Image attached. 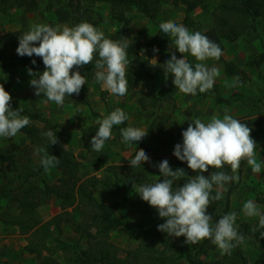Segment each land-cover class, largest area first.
Here are the masks:
<instances>
[{
  "label": "trees",
  "instance_id": "16d2710c",
  "mask_svg": "<svg viewBox=\"0 0 264 264\" xmlns=\"http://www.w3.org/2000/svg\"><path fill=\"white\" fill-rule=\"evenodd\" d=\"M164 0H75V3L68 5L72 14V26L80 22L91 23L98 29L101 21V15L95 10L98 4L107 5L108 17L116 24V30L113 33L105 34L106 38L114 41H124L125 38L129 43V48L126 50L128 57L132 58V64L128 68V92L123 97L115 96L116 98H124L128 96L138 85L147 80L157 79L164 74V63L170 57L162 56L159 61L152 63L148 58L144 57L141 52L153 51V48L161 50L164 47L172 45L170 37L166 36L159 29L160 22L158 16L161 11V6ZM208 0H182L184 7L183 24L187 28H191L194 23L190 18V14L198 7L205 4ZM16 5L17 8L24 9L26 13L35 11L37 4L36 0H0L1 11L5 14L7 10ZM132 11L137 13L147 21H149L157 32L149 41L142 43L138 39L129 41V28L134 19ZM264 20V0H218V5L212 12L213 28L217 37L228 43H235L241 37L248 33H255L257 30V22ZM6 45L13 46L16 50L18 47V38L13 35H7L4 38ZM36 63L33 65L32 60ZM189 63L195 64L193 58L186 56ZM215 62L223 66V73L226 78H239L238 83H246L250 77L246 69L259 70L264 64V54H261L257 59L248 61L245 68L238 67L232 62L224 60L222 57ZM32 69L34 72L42 73L45 70L42 59L33 55L19 56L17 53L0 59V69L4 71L5 82L3 87L11 95V87L16 78L17 68ZM77 70V69H74ZM80 74L85 76L86 84H91L95 79V60L92 64L85 65L78 69ZM170 79L158 88L156 96L148 94L147 96L138 99V106L146 111L148 108L155 109L163 104H171L175 108L174 95L177 90L172 84V75ZM33 77V76H32ZM36 78V77H33ZM215 103L218 105L228 104L229 100L222 98L217 86L209 90ZM86 88H82L79 95L73 94L70 97H65L64 104L78 106L88 105L85 98ZM12 97V96H11ZM47 101L46 97L41 94L34 96L32 102ZM20 108L22 116H28L30 121L43 122L45 126L40 129L36 126H26L20 130V133L30 142L33 149V157L28 152L24 161L19 167L17 175L8 179V183L0 189V199L8 203H12L18 211L16 216L0 214V222L16 227L19 232L26 236L27 245L24 250L28 255L36 259L42 258L44 254L49 256L60 252L66 264H123L119 257L120 249L109 243V236L112 232L124 229L136 236L147 238L154 237L157 241L156 248H147L144 243H140L137 248L126 253L125 264H264V238L259 236V233H253L251 230L258 223L250 224L241 222L237 228L238 233L245 237V242L236 248L232 249L231 254H223L220 259L207 261L208 256L215 252L217 246L210 240L205 239L197 245L185 243V237H171L167 233L157 230V226L165 222L164 219L158 216L157 211L134 191L135 186L150 185L157 182L158 179H150L145 173V167L132 168L129 165L111 167L107 170V176L99 180L95 177H90L82 172L83 166L68 152L62 150L57 144L49 145V140L43 133L50 131L48 128V120L44 119L40 111L32 112V104ZM263 102L260 100L259 104ZM11 107L18 109L16 102L11 101ZM251 129V137L257 140L259 133L249 124L243 122ZM120 129L125 128L126 121L119 125ZM162 135L171 137L170 126L163 127L162 124H153ZM97 127L81 128V136L78 140L80 148L89 150L91 148V138L95 135ZM113 130V129H112ZM173 143H171L172 145ZM137 150L143 149L150 158L156 156V151L143 146L139 142L135 143ZM38 148H46L50 155L58 157L59 164L54 168L60 174V187L51 189L48 185L42 183L45 170L40 165V157L42 154L37 152ZM135 155V154H134ZM16 154L10 149L0 152V164L11 165L17 162ZM167 159L172 170L177 168L184 169L186 178L195 175L191 169L187 167V163L178 160L177 158H161L159 161ZM247 164L242 161L239 170ZM223 171L231 174L228 166H225ZM215 169L209 168L207 172L202 173L208 176ZM189 176V177H188ZM40 182L43 186H40ZM182 182H174V186H182ZM102 185L115 194L131 193V197L127 199L129 212L139 218V222L133 223L129 219L120 218L117 214V208L110 207L105 203H100L94 196L93 186ZM237 188L236 183L227 185V192L223 194V199L219 201L213 200L207 208V213L212 215L213 223L224 214L229 213L231 207V195ZM216 194L214 188L212 196ZM51 198H54L61 209V213L54 216L45 223H41L37 219V210L46 204ZM258 201L264 206V198H259ZM72 209L73 214L70 215L68 210ZM64 227H73V232L82 240L86 241V248L80 245H71L60 238L63 236ZM90 225L91 229L86 226ZM264 231V229H261ZM52 232L57 235L53 238L54 246L47 244V240L52 239ZM173 240L177 241V244ZM101 241L103 244L95 246L93 243ZM251 244L257 253L252 260L246 256L242 250L244 244ZM81 248V249H79ZM49 264H58L52 259Z\"/></svg>",
  "mask_w": 264,
  "mask_h": 264
},
{
  "label": "rangeland",
  "instance_id": "374dc122",
  "mask_svg": "<svg viewBox=\"0 0 264 264\" xmlns=\"http://www.w3.org/2000/svg\"><path fill=\"white\" fill-rule=\"evenodd\" d=\"M70 3H75V0H36L37 7L35 11L30 13H26L24 9L12 5L7 10V13L4 14L0 6V59L16 54L13 46L4 43V38L7 35H13L18 38L19 35L28 31L33 24L72 27V14L68 7ZM217 5L218 0H208L190 14L194 25L191 28L185 27L190 32H201L209 40L216 43L222 50L223 54L221 57L224 60L232 62L238 67L245 68L248 61L257 59L259 55L264 54V20L257 22L255 33L250 32L235 43L223 42L217 37L212 22V12ZM95 10L99 12L102 18L98 29L103 31L104 34L113 33L116 30V24L108 17L107 5L98 4L95 6ZM184 10L182 0H164L158 21L162 23L171 20L184 26ZM131 14L134 19L129 28V41L138 39L140 42L145 43L155 36L157 29L149 21L142 18L137 11H132ZM174 48L175 46L172 44L158 52L144 50L141 54L152 63H156L164 55L170 57L171 53L175 51ZM175 54L177 58L181 55L179 52ZM186 56L193 58L195 63L197 62L194 57L187 54ZM127 58L130 61V66L133 60L132 58ZM204 63L209 68L215 67L217 69L214 84L217 86L221 97L229 100L228 104H216L210 91L205 93L197 92V95L192 96L180 93L177 90L174 95L175 108L171 104L166 103L155 109L148 108L143 111L138 106V99L148 94L156 96L158 88L170 79V75H168L167 79L163 75L154 80H147L138 85L124 98H116L114 95L109 94L108 91L102 88L101 83L96 82L94 79L91 84H85L82 87L86 88L85 98L88 102L87 106L68 104L60 106L51 101L33 103L32 98L35 94L33 87L30 85V80L33 77L28 74L26 69L21 67L16 70L17 74L11 87V96L19 108H24L32 102V112L34 110L40 111L44 119L48 120V129L56 136L58 147L71 154L83 166L82 172L85 175L99 180L107 176L109 168L129 165L137 150L134 142L128 144L123 142L119 125L113 126L112 138L105 142V146L100 152L91 148L85 150L79 147L78 140L81 136V128L97 127L96 121L103 119L104 116L110 114L116 108H120L128 114L127 127L148 129L147 136L139 143L157 152L155 157L150 158V163H143L146 175L153 180L161 177L157 166L161 158H176L173 155L174 146L182 143L181 133L186 130L190 120L199 118L204 122H208L213 116L222 118L227 110V114L238 119L241 123L249 122L259 133L256 140V159L258 163H261V170L259 173H253L248 164L242 170H238L239 180L235 182L237 188L231 195L229 211V213L233 211L237 213L235 221L237 228L241 222L255 224L258 223L259 218L245 217L242 208L244 202L251 199L264 212V206L258 201L259 198H264V64L259 70L245 68L250 79L246 83L241 84L235 78H226L223 73V66L213 59H208ZM4 82V71L0 69V84L3 85ZM233 83L235 84L234 87L226 86ZM260 100L263 102L262 104H259ZM155 123L162 124L163 127L170 126L172 128L171 137L162 135L161 132L154 128L153 124ZM28 126H36L43 129L45 123L31 121ZM171 143L173 144L171 145ZM8 149L16 154L17 162L9 166L0 164V189L8 183V179L17 175L19 167L28 152H30L33 159L35 156L30 142L20 132L12 138H0V152ZM184 179L187 180L189 178L185 177ZM184 179L179 181L184 183ZM59 180V172L51 168L44 172L41 182L48 185L51 189H58L60 187ZM41 182L40 186H43ZM136 187H134L135 192ZM92 189L98 202L105 203L110 207L116 206L117 214L120 218L129 219L133 223L139 222V218L129 212L127 199L131 197L130 192L119 195L112 193L102 185L93 186ZM153 210L156 211L154 208ZM6 213L16 216L18 211L12 203L0 199V214ZM60 213L61 209L58 202L51 198L37 210V219L41 223H45ZM68 213L72 215V209H69ZM86 228L91 229V226L87 225ZM63 233L61 240H65L71 245H80L82 248H86V241L73 232V227H64L63 225ZM51 234L52 239L50 241L47 240V244L54 246L53 238H57V235L54 232ZM173 241L177 244L176 240ZM109 243L120 249L119 257L123 264L126 261V253L137 248L140 243H144L147 248H156L157 246V241H155L154 237L148 235L147 238L136 236L124 229L112 232L109 236ZM93 244L98 246L103 243L98 241ZM26 245V236L22 235L16 227L0 222V264H49L48 262L51 258L59 262L58 264H66L60 252L51 256L44 254L42 258L36 259L25 252L24 248ZM242 250L252 260L257 255L251 244H244ZM221 257L222 254L217 248L215 252L208 256L207 261L217 260Z\"/></svg>",
  "mask_w": 264,
  "mask_h": 264
},
{
  "label": "clouds",
  "instance_id": "9594fccd",
  "mask_svg": "<svg viewBox=\"0 0 264 264\" xmlns=\"http://www.w3.org/2000/svg\"><path fill=\"white\" fill-rule=\"evenodd\" d=\"M159 29L170 37L175 51L165 61L164 74L167 79L171 74L172 84L180 93L192 96L211 90L217 76L215 67L209 68L204 62L208 59L219 60L221 48L199 31L190 32L185 26L171 20L159 24ZM16 53L23 57H40L45 70L42 73L28 69L34 94H43L47 101L62 106L65 97L79 95L86 84L78 69L92 64L95 60V81L101 83L109 94L123 97L128 92V60L129 43L106 38L103 31L91 23L80 22L69 26H50L48 24H33L30 29L18 37ZM153 52L158 49L153 48ZM176 52L181 55L177 58ZM186 54L195 58L194 65L186 59ZM156 61V59L154 58ZM35 65L36 61H31ZM77 69V70H74ZM239 78L237 77L236 80ZM226 86L234 87L235 84ZM12 97L0 84V138L15 137L22 128L31 121L28 116H22V109L11 107ZM129 119L128 114L120 108L98 119V129L92 136L91 149L100 152L105 142L112 138L114 125H121ZM252 129L245 123L227 114L222 118L213 116L208 122L197 118L190 120L186 130L182 131V143L174 146L173 155L187 163V167L195 175L185 180L184 169L172 170L167 159L159 162L158 169L161 179L150 185H139L136 192L140 198L154 208L158 216L165 220L157 226V230L171 237H185V243L197 245L205 239L210 240L220 250L221 254H231L232 249L243 244L245 237L238 233L235 223V211L224 214L213 223L212 215L207 208L212 201L223 199L227 185L238 182V170L241 162L246 161L253 173H259L261 163L256 159L255 140L251 137ZM125 144L142 141L148 134V129L128 126L120 129ZM42 135L49 140V145L58 143L50 130ZM42 154L40 165L45 172L59 164L58 157L50 155L46 148H38ZM150 163V157L143 150L135 151L129 166L142 167ZM228 166L231 174L222 169ZM209 168L208 176L202 175ZM189 177V176H188ZM184 179L182 186H174V182ZM214 188L216 194L211 195ZM243 214L247 218L258 217V224L252 232L259 233L264 238V212L251 199L243 204Z\"/></svg>",
  "mask_w": 264,
  "mask_h": 264
}]
</instances>
